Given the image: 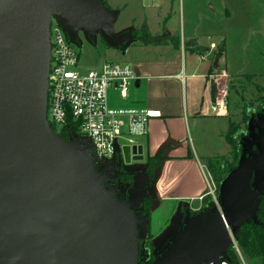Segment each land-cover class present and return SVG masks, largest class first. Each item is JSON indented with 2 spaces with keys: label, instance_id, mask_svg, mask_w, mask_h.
Listing matches in <instances>:
<instances>
[{
  "label": "water",
  "instance_id": "obj_1",
  "mask_svg": "<svg viewBox=\"0 0 264 264\" xmlns=\"http://www.w3.org/2000/svg\"><path fill=\"white\" fill-rule=\"evenodd\" d=\"M102 1L0 0V264H138L148 180L129 182L126 200L103 182L142 161L141 147L121 149L115 175L96 171L89 145L55 134L45 116L51 17L72 42L78 30L97 31L114 49L134 39L131 31L112 35L116 13ZM247 132L218 187L222 216L214 205L186 214L148 264L229 262L230 234L263 226L264 119L251 115Z\"/></svg>",
  "mask_w": 264,
  "mask_h": 264
},
{
  "label": "crops",
  "instance_id": "obj_2",
  "mask_svg": "<svg viewBox=\"0 0 264 264\" xmlns=\"http://www.w3.org/2000/svg\"><path fill=\"white\" fill-rule=\"evenodd\" d=\"M117 1L107 2V9L116 13L110 25L112 35L137 32L139 29L133 25L116 28L120 12L129 6V0H123L126 2L122 3L123 7ZM177 1L137 2L145 12L132 19L138 20L139 26L145 22L150 36L156 40L142 43L134 38L120 52L124 64L130 65L137 76L129 87L127 99L121 100L123 109H150L160 114L149 121L146 136L136 141L142 149V161L132 162L137 165L125 168L130 173V182L145 184L148 180V192L142 197L139 242H147L146 238L150 237L147 252L152 259L153 251L163 248L185 215L201 206L200 198L208 190L210 175L204 171L202 162L229 153L223 134L228 121H235L231 117L232 96L229 94L225 112L213 113L211 106L219 100L222 90L226 89L227 94V85L232 88L234 80L246 74L243 70L228 68L246 67L250 56L262 61L259 52H264V27L261 32L256 28V21L264 22V0H200L213 13L218 4L221 18L214 21L197 13L199 19L189 30L186 27L194 18H187L183 3L177 23L172 18V7ZM186 12L195 11L189 6ZM233 28L240 33L235 37L237 44L230 40L234 39L230 35ZM212 36L217 39L213 41ZM172 37L178 38L177 48L170 42ZM189 40L195 41L192 50L186 48ZM211 43L216 49L209 52ZM219 49L222 52L217 54ZM204 53L210 54L200 60L199 56ZM233 57L239 58V62H231ZM260 72L263 69L250 76L264 78ZM152 157L159 160L156 166L150 167L148 158ZM164 203L170 206V214L162 228L153 234L151 218Z\"/></svg>",
  "mask_w": 264,
  "mask_h": 264
},
{
  "label": "built area",
  "instance_id": "obj_3",
  "mask_svg": "<svg viewBox=\"0 0 264 264\" xmlns=\"http://www.w3.org/2000/svg\"><path fill=\"white\" fill-rule=\"evenodd\" d=\"M71 43L62 27L51 17L46 122L55 134L62 137L69 132L70 137L89 145L95 170L114 171L117 163L123 160L121 149L137 146L134 138L146 136L149 121L160 114L150 109L109 108V90H114L121 100H126L129 87L137 78L135 71L128 64L108 62L99 70L81 75L75 71L79 55ZM215 49L216 45L211 43L209 52ZM209 54L204 53L199 59L204 60ZM220 94L219 100L211 106L213 113L226 111V89ZM122 185L117 180L106 183L104 187L117 192ZM205 196L218 205L211 175ZM217 209L222 216L219 205ZM219 264L229 262L222 259Z\"/></svg>",
  "mask_w": 264,
  "mask_h": 264
},
{
  "label": "rangeland",
  "instance_id": "obj_4",
  "mask_svg": "<svg viewBox=\"0 0 264 264\" xmlns=\"http://www.w3.org/2000/svg\"><path fill=\"white\" fill-rule=\"evenodd\" d=\"M104 1L107 4L108 0L102 1V5L106 7ZM130 1L131 0L127 1V3L129 4L128 8L120 12L117 18L116 28L124 27L126 25H133L134 27H137L138 29H140L141 26H139L138 20H134L132 18L138 17L137 15H143L142 13L145 11L141 10L139 4L137 3L140 0H133L132 2ZM124 2L125 1L123 0H119L117 1V4L120 7H123L122 3L124 4ZM178 3H179V7H178ZM182 3L184 4V7L186 9H189V6H191L192 12L195 11L193 13L191 12L187 13L185 9V14L187 18H189V16L194 18L190 21L189 25L186 27L188 30L191 29L193 27V24L196 23V21L199 19L197 13H202L203 16H208L214 21H217L219 20V18H221L220 13H222V11H219L220 9H219L218 4H215L216 10L213 13L206 6V3L200 0H183V1L178 0L177 3L173 5L172 12H171L172 18L174 22L176 23H177L179 10H180ZM258 11L261 13L260 9H258ZM257 27H258L259 32L263 30V27H264L263 20L260 19L256 21V28ZM200 30L202 29L200 28ZM177 34L179 35V32ZM239 34H240L239 31H236L235 28L231 29L230 35L234 39H230V40H234V44H237V40L235 39V37L236 35L237 37H239ZM76 38H77V42H73L71 44L79 55L78 65L75 68V71H77L79 74L83 75V74H86L90 70H99L105 63H108V62H116V63L124 64L125 59L124 57L121 56V53H120L122 52V49H114V48L108 47L102 41L97 31L94 34H92L91 37H89L82 30H78L76 32ZM211 39L214 41L217 38L212 36ZM262 48H264V46H262ZM259 53L261 57L263 58L262 61H257L255 57L250 56L248 60L246 61L247 62L246 67L238 68V67L233 66V68H228V70L237 68V70L238 69L243 70V73H245L246 75H250L252 72H257L258 69H263L264 71V52H259ZM254 55L256 56V54ZM238 60L240 59L237 57L231 58V62L233 63L239 62ZM260 63H261V66H259ZM260 73H264V72H260ZM234 82H235V85L232 88L230 87V85H227V94H226L227 104H228L229 94L232 96V107H233L232 108L233 111L231 114L232 119L239 122L241 119L240 113H241L242 106L244 104H252V107L248 108L247 111L251 113L254 119L263 120L264 119V78L258 79V78L242 77V79L234 80ZM218 97H221V94ZM108 106L109 108H112V109L123 108L122 101L116 92L115 93L112 91L108 92ZM241 130H242L241 138L246 137L248 134L247 129L242 125ZM134 139L137 142L140 141L139 137L134 138ZM120 143H123V141H120ZM223 155L228 160H231L232 158L230 153H226ZM202 164H204V171L209 173L207 171L206 164L204 162H202ZM136 165L137 163L131 164L132 167ZM217 200H218V196H217ZM164 204L165 205L163 207L161 206L155 212L154 217L151 218L150 229L153 234L157 233L159 229L162 228V226L165 223V220L170 214V206H168V203H164ZM212 205L218 208V205L214 204L213 202L210 203V206ZM203 211H204L203 207L200 206L199 208H196L195 210L190 211L189 217H195L198 214L202 213ZM230 237L232 241V246L230 247V249L232 248L233 252L240 259L241 264H259V262L256 260L248 261L244 259L237 245L236 238H234L231 234H230ZM147 247H146V242H142V243L139 242L138 264H145L144 262H142V259H145V258H149L146 264L152 262V258L149 257L148 255Z\"/></svg>",
  "mask_w": 264,
  "mask_h": 264
},
{
  "label": "trees",
  "instance_id": "obj_5",
  "mask_svg": "<svg viewBox=\"0 0 264 264\" xmlns=\"http://www.w3.org/2000/svg\"><path fill=\"white\" fill-rule=\"evenodd\" d=\"M107 7L106 2L104 1ZM134 38L142 43H153L156 39L152 38L148 32L146 23L144 22L140 29L135 32L132 31ZM171 44L174 48L178 47V38L172 37L170 39ZM195 41L189 40L186 42V48L192 50L194 48ZM196 49H198L196 47ZM222 51L219 49L217 54ZM245 78H254V76L245 75ZM252 104H244L241 108V119L237 121H228V127L226 132L223 134V139L229 148V153L231 154V160H228L224 156L208 158L204 161L206 164L207 171L212 177L215 194L218 195V187L222 179L226 174L236 166L237 160L241 152V129L242 125L247 129V122L250 118L251 113L248 112V108H251ZM158 157L148 158V165L151 167L156 166L158 163ZM210 198L205 196L201 200V207L203 210H208L210 208ZM258 218L263 226L254 225L252 222L245 224L237 233L236 242L239 250L246 260H256L259 264H264V196L261 199V204L257 212ZM150 237L146 238V247L149 245ZM145 241V240H144ZM229 264H241L240 259L233 252L232 248L228 250Z\"/></svg>",
  "mask_w": 264,
  "mask_h": 264
},
{
  "label": "flooded vegetation",
  "instance_id": "obj_6",
  "mask_svg": "<svg viewBox=\"0 0 264 264\" xmlns=\"http://www.w3.org/2000/svg\"><path fill=\"white\" fill-rule=\"evenodd\" d=\"M70 133H66V134H63L62 135V138L63 139H67L69 138L70 136ZM98 171V170H96ZM108 171V170H106ZM115 171V170H114ZM114 171H109V173L111 175H115ZM120 175H119V178L115 179V180H112V179H107L103 182V184L105 185L106 183L108 182H111V181H117L119 180L120 182L123 183L122 187L120 189L117 190L116 194L119 195V198L120 199H125V196L126 194H128V191H129V187L127 186V184L130 182V174L129 173H126L122 168L120 169L119 171ZM125 192V194H123ZM126 200V199H125ZM150 257V256H149ZM149 258H145V259H142L144 261V263H146L148 261Z\"/></svg>",
  "mask_w": 264,
  "mask_h": 264
}]
</instances>
